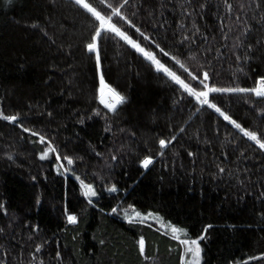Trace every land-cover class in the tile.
I'll use <instances>...</instances> for the list:
<instances>
[{
    "label": "trees",
    "instance_id": "16d2710c",
    "mask_svg": "<svg viewBox=\"0 0 264 264\" xmlns=\"http://www.w3.org/2000/svg\"><path fill=\"white\" fill-rule=\"evenodd\" d=\"M258 2L228 0L230 11L225 0H131L128 14L186 67L210 66L212 83L250 87L264 74ZM90 30L73 0H0V107L21 113L26 127L48 134L62 153L83 156L77 175L99 193L89 204L78 180L59 175L52 156L40 158L44 145L0 119V204L8 209L0 210V264H181L182 245L154 219L129 223V205L159 213L194 238L211 224L200 241L202 264H264V150L214 110L174 92L167 77H154L149 62L118 40L102 45L100 68L128 102L107 120L95 115L97 107L107 110L96 98L100 69L84 47ZM212 95L245 127L260 122L264 102L253 110L244 94ZM161 138L171 141L163 156ZM149 154L154 162L144 169L140 160Z\"/></svg>",
    "mask_w": 264,
    "mask_h": 264
},
{
    "label": "snow or ice",
    "instance_id": "6c2138e0",
    "mask_svg": "<svg viewBox=\"0 0 264 264\" xmlns=\"http://www.w3.org/2000/svg\"><path fill=\"white\" fill-rule=\"evenodd\" d=\"M8 2L11 3L12 0H8ZM225 3L231 11L233 5L228 3V0H225ZM73 4L81 11L82 15H84L85 19H87L91 25V30L84 47L87 52L94 55L96 66L100 69L98 72V88L96 98L107 111L102 112L101 109L97 107L93 110L95 115H103L107 120L109 118V114L116 115L118 113V109L128 102L127 95L117 87L113 86L112 83H109L105 79L104 71L100 68L102 45L105 42L118 40L130 45L132 49H135L136 52L142 55V58L149 62V71L154 77H156L157 74H160L157 78L162 79L167 77L168 80L166 83H170L172 85L174 92H182L191 98H194L195 104H198L200 109L205 111L209 109L214 110V113L219 114L223 121H227L229 125L234 126V128L239 130L243 136L248 138V140L255 142L260 149L264 150V104H262L259 108L260 122L255 123L254 126L250 128L245 127L244 124L238 122L233 115L219 106L215 97L212 95L214 93L244 94L249 97L248 102L253 105V110H255L257 100L264 102V74H260L258 79L255 80L253 85L250 87L218 86L211 82L212 76H210L208 70L210 66L202 65L198 70H192L189 67H186L185 63L182 62L177 55H173L166 51V46H161L151 35L145 33L141 27L134 23L133 19H131L128 14V9L132 6L131 0H73ZM256 6L264 9V0H259ZM132 15H135V13H132ZM237 19H239V16H237ZM262 19H264V17H262ZM32 27H37V25L33 24ZM251 29L252 25L249 24L244 29V32L247 33ZM132 30L135 31L130 34ZM136 34H139V38H134ZM45 35H48V33L45 32ZM184 39L190 38L182 37V40ZM141 40L148 42L149 46L154 45L165 59L159 58L155 51L148 50V47L142 45ZM240 47H244L247 50L252 49L253 45H245L242 43ZM237 58L240 57L238 56ZM247 58L250 59L251 57ZM170 64L172 66H169ZM177 66L178 69L183 70L184 75L178 74V71L174 70ZM241 71H243V69H241ZM252 97H255L256 100H252ZM44 114L49 117L53 116V113L50 111H46ZM0 119L7 122L17 123L25 133H30L31 136L36 138V140L33 141L34 143L39 142L41 145H44V149L39 153L40 158L46 159L49 156H52V162L55 164L56 172L65 180H67L69 175L78 180L83 196L88 198L89 204L93 203V198L99 195L96 187L92 182H86V176L85 179H82L80 175H77L78 162L83 161V156H79L75 153H62L59 145L54 143V139L48 134L42 130L26 127L22 122L21 113L19 112L6 114L4 109L0 107ZM80 123H84L83 118L80 119ZM107 130L112 131L111 127ZM121 131H123V129H121ZM181 131H183V129H181ZM133 135H135V133H133ZM175 140L176 136L173 135L171 137V141ZM171 141L163 138L159 139L158 143L161 146L159 155H164L163 149H166ZM97 155H99V153ZM8 158L13 159L14 156L9 154ZM111 159H116V156L113 155ZM153 162L154 156L151 154L143 156L140 160V164L144 169H149V166L152 165ZM219 170L220 172L225 171L224 168H220ZM32 179L36 180V176H32ZM111 191H117L115 184L112 185ZM37 203H39V200H37ZM129 207L131 208V212L127 209L123 211L124 218L128 220L129 223H146L149 218H152L160 222L161 229L166 227L170 229L168 234L183 246L181 264H202L203 248L200 241L207 238V230L212 227L211 224L207 225L203 229L202 233L194 238L189 234L187 228L185 227H178L176 224L171 222L165 224L163 222V217H161L157 212H142L137 210L133 205H129ZM0 210H3L5 214L8 213L7 207L2 204H0ZM62 211L66 213V219L70 223L77 222V216L70 212L66 207L62 209ZM117 211V207L111 208V212L117 213ZM262 215H264V213H262ZM0 231H3V229H0ZM100 243H104V241L101 240ZM43 247V244L36 245L35 252H40ZM145 248L146 240L145 237L141 235L138 239V251L141 255L145 253ZM55 255L56 257H60L59 252L55 253ZM147 258L148 257L145 256V259ZM248 259L252 260L256 259V257L250 256ZM39 264H43V260H40ZM240 264H247V262L242 261Z\"/></svg>",
    "mask_w": 264,
    "mask_h": 264
},
{
    "label": "rangeland",
    "instance_id": "374dc122",
    "mask_svg": "<svg viewBox=\"0 0 264 264\" xmlns=\"http://www.w3.org/2000/svg\"><path fill=\"white\" fill-rule=\"evenodd\" d=\"M130 46V45H129ZM131 47V46H130ZM150 219H152V218H149L148 220H150ZM163 222L165 223V224H168V222H166V221H164L163 220ZM158 225L160 226V222H158ZM164 229H166V230H168L169 232H170V229L169 228H164ZM182 248H183V246H182ZM203 255V254H202ZM203 262V261H202Z\"/></svg>",
    "mask_w": 264,
    "mask_h": 264
}]
</instances>
